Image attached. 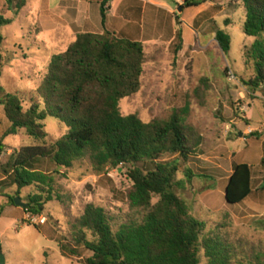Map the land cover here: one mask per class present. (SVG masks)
Instances as JSON below:
<instances>
[{"label":"rangeland","instance_id":"obj_1","mask_svg":"<svg viewBox=\"0 0 264 264\" xmlns=\"http://www.w3.org/2000/svg\"><path fill=\"white\" fill-rule=\"evenodd\" d=\"M13 1L15 5L17 0ZM161 2L163 8H155L145 6L143 1L128 0L118 12L125 16V25L116 18L111 21L110 28L115 30L112 34L141 42L144 53L139 91L120 101V112L123 116L134 114L144 123L167 120L172 114L183 119L195 146L188 161L179 159L176 193L193 217L205 224L203 236L231 250V264H264V216L257 212L260 209H255L251 198L244 206L229 205L224 198L232 164H248L254 183L258 161L264 157V84L255 91L245 85L255 76L245 53L256 39L242 31V2L204 0L200 6L181 11L185 0ZM108 5L106 14L110 12ZM39 6L38 0H26L13 23L0 28V88L21 94L25 107L31 96L37 98L36 90L51 57L64 52L74 41L66 16L61 18L67 1H51L50 21L47 0ZM12 10L0 0V15L13 17ZM97 17L101 20L99 12ZM216 27L231 37L227 55L215 41ZM98 28L100 32L102 28ZM178 33L182 49L175 54ZM8 126L0 107V136ZM44 126L47 144L66 131L59 119L50 116ZM4 144L17 148L33 142L20 131L6 138ZM173 158L165 156L163 160ZM48 166L43 168L50 170ZM186 170L192 175L190 180ZM54 178V195L60 198L35 215L46 220L44 225L27 221L30 213L9 202L11 197H20L29 204L30 189L16 195L15 188L0 186V252L5 264H85L91 253L73 241L85 206L103 208L114 230L131 216L127 193L132 183L125 168L106 170L97 176L91 161L85 158ZM73 248L80 257L70 255ZM200 259V264H207L202 251Z\"/></svg>","mask_w":264,"mask_h":264},{"label":"trees","instance_id":"obj_2","mask_svg":"<svg viewBox=\"0 0 264 264\" xmlns=\"http://www.w3.org/2000/svg\"><path fill=\"white\" fill-rule=\"evenodd\" d=\"M5 1L13 9V17L25 4L24 0L15 5L13 0ZM109 1L100 3L103 27ZM241 2L242 31L256 39L245 53L255 72L245 85L255 91L264 84V0ZM203 3L185 0L179 11ZM13 20L0 15V28ZM214 33L220 50L227 55L230 35L218 27ZM176 38L175 54L182 49L180 33ZM143 63L141 42L118 38L107 30L84 32L64 52L51 57L36 90L38 99L31 96L27 107L21 94L0 88V107L9 124L0 136V161L4 159L0 186L15 188L16 195L30 189L25 211L39 215L47 203L60 198L54 195V175L75 162L88 158L97 176L125 168L132 183L127 193L131 216L114 230L103 208L85 206L73 235L74 243L91 253L85 264H200L201 251L207 264H231V250L203 236L205 224L193 217L175 191L179 159L188 161L195 146L183 119L172 114L167 120L144 123L134 114L123 116L120 112V101L139 91ZM1 67L0 51V78ZM47 116L66 126L64 135L50 144L44 131ZM20 131L33 144L7 147L4 140ZM165 156L174 158L164 161ZM46 164L50 170L43 168ZM185 175L192 178L188 170ZM250 184V166L234 162L224 189L227 204L241 205L252 193ZM9 202L14 206L12 197ZM76 248L69 253L80 257Z\"/></svg>","mask_w":264,"mask_h":264},{"label":"crops","instance_id":"obj_3","mask_svg":"<svg viewBox=\"0 0 264 264\" xmlns=\"http://www.w3.org/2000/svg\"><path fill=\"white\" fill-rule=\"evenodd\" d=\"M24 1H25V4L23 8H25L26 6V0ZM51 1L52 0H47V20L48 21H50L52 18L50 15ZM66 1H67V7L65 8V10H61V13H62L61 18H63V16H66L65 23L70 33L74 35L73 36L74 41L78 34H81L84 32L101 34L103 33L102 32L103 30H107L111 33H114L115 30H112L110 28L111 21L114 18L119 19L124 25L127 22L125 20V16L120 15L118 12L121 6L123 5V3L128 0H110L109 1L110 5H108V8L110 12L109 14H106L104 27L101 25V20H99L97 17V12H99V15H100V3L103 0H66ZM136 1H140V2L143 1L145 3L144 4L145 6L149 5L150 7L163 8L159 5V4H162L161 0H136ZM42 2L43 0H38V6ZM38 8H40V6ZM10 18L15 19L16 17L11 16L6 19H10ZM55 23L56 22H53L54 25ZM98 27L102 28L100 32L97 31L99 29ZM74 31L76 33H74ZM262 161H264V157L260 158V160L258 161L259 165H258V170L256 171L257 177L254 183H253V172L251 171L250 186H251L252 193L240 206L247 205V202L251 198L252 202L254 203L256 207L255 209L257 210V207L258 209H260V210H257V212L261 213L262 214L261 216H264V163H262Z\"/></svg>","mask_w":264,"mask_h":264},{"label":"water","instance_id":"obj_4","mask_svg":"<svg viewBox=\"0 0 264 264\" xmlns=\"http://www.w3.org/2000/svg\"><path fill=\"white\" fill-rule=\"evenodd\" d=\"M13 202L16 207H20L22 209H26L28 206V204L22 202V199L20 197H15L13 199ZM0 264H5V257L2 252H0Z\"/></svg>","mask_w":264,"mask_h":264},{"label":"built area","instance_id":"obj_5","mask_svg":"<svg viewBox=\"0 0 264 264\" xmlns=\"http://www.w3.org/2000/svg\"><path fill=\"white\" fill-rule=\"evenodd\" d=\"M26 220L31 222V223H34V224H38V225H44L46 220L42 217H37L35 215H31V214H28L26 216Z\"/></svg>","mask_w":264,"mask_h":264}]
</instances>
